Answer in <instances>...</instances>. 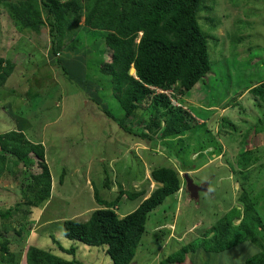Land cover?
Returning a JSON list of instances; mask_svg holds the SVG:
<instances>
[{
    "label": "rangeland",
    "instance_id": "rangeland-1",
    "mask_svg": "<svg viewBox=\"0 0 264 264\" xmlns=\"http://www.w3.org/2000/svg\"><path fill=\"white\" fill-rule=\"evenodd\" d=\"M32 10L43 18L39 3ZM199 20L216 42L211 46L213 72L184 99L198 122L183 135H156L152 141L124 131L109 116L121 118L124 111L114 96L111 75L105 74L111 60L104 32L83 25L82 18L76 38L54 55L49 27L21 26L8 3L0 0V56L15 62L12 75L5 81L0 77V134L22 128L23 142L43 144L51 173V197L35 202L31 173L42 171L36 154L25 156L26 170L24 161L9 154L0 176V210L12 213L0 214V264H27L32 245L88 264H113L105 251L67 238L63 222L85 221L101 207L95 187L108 200L122 191L145 189L149 194L160 185L151 175L160 165L197 166L191 176L207 182V188L192 198L183 183L174 198L168 197L150 214L136 264H161L192 240L210 241L227 226L228 218L233 217L235 225L245 216L239 200L244 174L235 160L250 143L259 157L246 175L252 184L247 194L264 225V100L257 105L250 94L251 85L264 77V0H203ZM149 117L150 110H141L135 128ZM213 143L204 151L200 148ZM146 195L121 194L116 212L120 217L130 213ZM245 229L254 231L251 219ZM229 231L231 236L235 228ZM244 242L264 250V227L253 239L217 253L196 247L175 264H245L249 256ZM61 244L76 246V254L64 252Z\"/></svg>",
    "mask_w": 264,
    "mask_h": 264
},
{
    "label": "trees",
    "instance_id": "trees-1",
    "mask_svg": "<svg viewBox=\"0 0 264 264\" xmlns=\"http://www.w3.org/2000/svg\"><path fill=\"white\" fill-rule=\"evenodd\" d=\"M3 1L8 3L21 26L34 30H40V26L49 27L52 39L51 52L54 55L60 54L76 38L82 27L80 22L82 18L83 25L105 33L103 39L107 53H104L111 60L105 74L108 72L111 75L114 96L124 111L121 118H115L111 113L109 116L114 118L124 131L155 141L156 135L162 138L179 136L195 128L198 116L196 117L184 99L199 82H206L213 72L211 46L216 42L209 38L199 20L203 0ZM38 3L44 10L42 19L39 18L41 17L39 10H32ZM14 69L15 62L0 56V77L3 81L12 75ZM132 69H135L134 72ZM257 81L254 83L255 86L249 87L252 89L250 94L255 104L262 105L264 77ZM141 110H150V117L145 120L142 127L139 126L140 131L137 132L138 129L133 122L139 117ZM127 119L131 120L130 125L126 124ZM230 123L233 124L232 121ZM22 130L13 129L0 134V176L5 173L10 153L21 161H24L25 156L35 153L42 171L31 173L33 185L30 189L34 191L35 202L41 203L51 197V173L45 161V149L43 144L30 140L23 142ZM253 142L259 144L258 139ZM213 145L216 144L200 148L204 151ZM217 146L224 152L223 146L218 144ZM254 148L255 144L250 143L235 160L244 174L243 194H240L239 200L244 203L245 216L240 223L232 225L233 217L228 218L227 226L220 231L221 233L217 232L211 236L210 241L203 238V241L197 243L192 240L168 255L161 264L182 262L187 253L195 252L199 246L215 250L217 253L253 239L260 232V226L264 225L259 222V215L246 188L250 189L252 185L247 183L251 174L249 172L253 170L252 160L259 157ZM226 152L227 150L224 153ZM24 164L26 170L28 162L25 160ZM182 167L179 169L171 165H160L153 168L152 178L161 185L142 200L136 209L123 217L115 210L121 194L126 193L129 198H137L145 195L147 191L145 189L137 192L122 191L116 199L108 200L103 198L95 187L94 197L101 207L93 210L90 218L85 221L66 219L63 222L64 235L105 251L113 264L139 263L136 254L147 233L146 225L150 214L168 197L174 198L177 191L183 187V183H186L183 170L194 169L188 164H183ZM108 185L107 182L106 187ZM11 213V210L6 212L0 210L4 217H9ZM248 219L252 220L254 231H246ZM232 227L235 231L229 236ZM2 245L4 250L8 249L6 243ZM60 247L64 252L76 254L77 248L74 245L67 248L61 244ZM26 263L88 264L76 257L68 259L34 245L26 252ZM245 264H264V250L249 257Z\"/></svg>",
    "mask_w": 264,
    "mask_h": 264
},
{
    "label": "water",
    "instance_id": "water-1",
    "mask_svg": "<svg viewBox=\"0 0 264 264\" xmlns=\"http://www.w3.org/2000/svg\"><path fill=\"white\" fill-rule=\"evenodd\" d=\"M184 178L186 180V188L188 189L192 198H198L199 192L207 188V182H196L188 172L184 174ZM132 264H136V262H133Z\"/></svg>",
    "mask_w": 264,
    "mask_h": 264
},
{
    "label": "clouds",
    "instance_id": "clouds-1",
    "mask_svg": "<svg viewBox=\"0 0 264 264\" xmlns=\"http://www.w3.org/2000/svg\"><path fill=\"white\" fill-rule=\"evenodd\" d=\"M244 243L247 246V255L249 257L255 256L259 253L260 250L257 247H255L254 245H252L250 242H244Z\"/></svg>",
    "mask_w": 264,
    "mask_h": 264
},
{
    "label": "crops",
    "instance_id": "crops-1",
    "mask_svg": "<svg viewBox=\"0 0 264 264\" xmlns=\"http://www.w3.org/2000/svg\"><path fill=\"white\" fill-rule=\"evenodd\" d=\"M253 86H254V84H253ZM246 92H247V91H246ZM243 94H244V93H243ZM243 94H242V95H243ZM242 95H241L240 97H244V95H243V96H242ZM226 109H227V107L223 109V112L226 111ZM197 169H199V168H194V169H191V170H188V171L185 170V172H188V173L190 174V176H191L194 172L197 171ZM185 172H184V173H185ZM160 185H161V184H160ZM146 193H147V192H146ZM150 194H151V192H150L149 194H147V195L145 194L146 196L143 198V200H144L145 198H147ZM125 215H126V214L122 215L121 217H123V216H125Z\"/></svg>",
    "mask_w": 264,
    "mask_h": 264
},
{
    "label": "bare ground",
    "instance_id": "bare-ground-1",
    "mask_svg": "<svg viewBox=\"0 0 264 264\" xmlns=\"http://www.w3.org/2000/svg\"><path fill=\"white\" fill-rule=\"evenodd\" d=\"M135 69H133V72H134Z\"/></svg>",
    "mask_w": 264,
    "mask_h": 264
},
{
    "label": "flooded vegetation",
    "instance_id": "flooded-vegetation-1",
    "mask_svg": "<svg viewBox=\"0 0 264 264\" xmlns=\"http://www.w3.org/2000/svg\"><path fill=\"white\" fill-rule=\"evenodd\" d=\"M200 183H202V182H200Z\"/></svg>",
    "mask_w": 264,
    "mask_h": 264
}]
</instances>
